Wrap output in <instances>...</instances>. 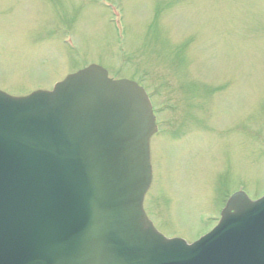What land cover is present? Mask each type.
Returning <instances> with one entry per match:
<instances>
[{
  "label": "rangeland",
  "instance_id": "rangeland-1",
  "mask_svg": "<svg viewBox=\"0 0 264 264\" xmlns=\"http://www.w3.org/2000/svg\"><path fill=\"white\" fill-rule=\"evenodd\" d=\"M114 1L125 12L126 56L95 0H0V88L50 89L90 60L113 77L143 78L165 108L146 208L167 236L191 240L206 226L201 215L217 213L238 185L264 192V0ZM63 24L85 55L61 43ZM216 171L227 194L211 202L204 180Z\"/></svg>",
  "mask_w": 264,
  "mask_h": 264
},
{
  "label": "water",
  "instance_id": "water-1",
  "mask_svg": "<svg viewBox=\"0 0 264 264\" xmlns=\"http://www.w3.org/2000/svg\"><path fill=\"white\" fill-rule=\"evenodd\" d=\"M154 130L143 89L97 64L53 91H0V264H264V199L238 196L193 244L153 226Z\"/></svg>",
  "mask_w": 264,
  "mask_h": 264
}]
</instances>
